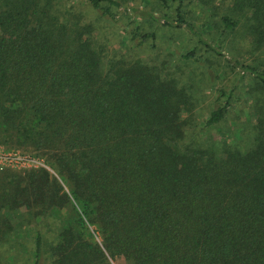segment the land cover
<instances>
[{
    "label": "trees",
    "instance_id": "trees-1",
    "mask_svg": "<svg viewBox=\"0 0 264 264\" xmlns=\"http://www.w3.org/2000/svg\"><path fill=\"white\" fill-rule=\"evenodd\" d=\"M78 1L111 20L121 6ZM156 1H177L176 15L148 11L149 21L186 25L216 55L181 7L228 2L223 28L243 20L250 51L264 56V0ZM95 30L61 0H0V143L47 166L0 172V233L24 207L47 223L32 233L31 264H264V102L250 142H237L243 131L214 136L231 94L219 92L198 128L175 78L108 53ZM153 36L135 27L129 41ZM234 62L264 91V66Z\"/></svg>",
    "mask_w": 264,
    "mask_h": 264
},
{
    "label": "rangeland",
    "instance_id": "rangeland-1",
    "mask_svg": "<svg viewBox=\"0 0 264 264\" xmlns=\"http://www.w3.org/2000/svg\"><path fill=\"white\" fill-rule=\"evenodd\" d=\"M121 6L112 9L116 20L101 18L96 11L78 0H61L67 7H73L76 12L84 15V19L95 25V38L105 43L108 53H123L126 58H136L151 67L161 69L176 79L179 86L186 89L196 102L191 115L198 128L204 126L209 113L216 106L220 91L231 94L228 117L222 123L212 127L214 136L229 137L243 131L237 141L245 145L254 136L253 126L256 123L254 107L264 102V91L255 90V81L249 76H242L240 67H232L234 61L246 65L264 66V56L261 52L250 51L249 36L244 29V22L233 30L224 29L220 17L229 13L228 2H218L211 6H203L196 2H184L181 13L186 22L190 23L201 35L204 41L220 49L222 55L210 52L198 42L186 25L167 27L154 23L146 18L145 12H151L156 17L163 14L173 19L176 15L174 1L167 9L161 8L156 0H120ZM243 22V23H242ZM139 28V33H153L142 44L129 41L130 32ZM136 45V46H135ZM193 51L194 58L183 59V55ZM234 60V61H233ZM221 100H224L222 98ZM0 151L10 153L14 162L0 166V172L22 173L26 169L40 167L37 158L31 157L13 147L0 143ZM17 151V152H10ZM16 155V156H15ZM16 157L31 158V162L22 164ZM38 161V162H37ZM2 175V174H1ZM0 175V176H1ZM13 230L6 236L0 233V264H31L33 247L32 233L37 229L45 231L46 224L30 218L24 207L18 211H9ZM31 225H28V221ZM0 219V223H1ZM52 234V231H49ZM52 240V239H49ZM53 241V240H52ZM116 264H127L118 260Z\"/></svg>",
    "mask_w": 264,
    "mask_h": 264
},
{
    "label": "built area",
    "instance_id": "built-area-1",
    "mask_svg": "<svg viewBox=\"0 0 264 264\" xmlns=\"http://www.w3.org/2000/svg\"><path fill=\"white\" fill-rule=\"evenodd\" d=\"M10 152H17V151H10ZM17 154H19L18 152H17ZM12 155V154H11ZM10 155V153H5V152H3V151H0V166L1 165H4V164H7V163H12V162H14V157L13 156H11ZM16 156V155H15ZM16 159H17V162H20V163H22V164H25V163H28V162H31L33 159H31V158H20V157H16ZM36 160H38V159H36ZM39 161V163H40V165L41 166H44V167H46L47 168V166L46 165H44L40 160H38ZM37 161V162H38Z\"/></svg>",
    "mask_w": 264,
    "mask_h": 264
}]
</instances>
